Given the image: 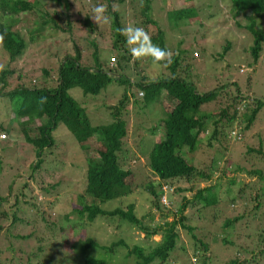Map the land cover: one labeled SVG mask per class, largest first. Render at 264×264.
<instances>
[{"label": "trees", "instance_id": "16d2710c", "mask_svg": "<svg viewBox=\"0 0 264 264\" xmlns=\"http://www.w3.org/2000/svg\"><path fill=\"white\" fill-rule=\"evenodd\" d=\"M97 1L105 2L106 17L113 30L109 49L113 60L116 59L114 66H107L99 58L97 40L102 31L90 21L88 8ZM152 1L88 0V7L84 9L80 2L75 13L77 17L72 18V6H78L79 0H0V49L5 56L3 70H0V101L4 102V115L8 117V123L0 121V131L10 135L14 123L22 144L28 145L33 154V161L25 169L20 167L17 149L11 153L13 158L5 156L9 162V178L0 191V238L6 240V245L4 249L0 248V263L1 254L5 252L13 254L11 259L14 255L23 256L18 261L10 259V264H110L106 258L88 253L95 248H102L108 254L122 248L127 258H133L134 264L176 263L180 228L192 241L193 263L199 260L200 264H264V136L257 131L255 143H248L244 138V132L253 127L264 100L241 94L235 76L229 72V63L224 65V79L209 89H205L207 84L200 88L202 84L196 81L197 74L192 68L196 64L195 56L201 57L204 48L202 45H198L201 51L193 48L191 42L183 45L182 40L171 46L165 37L166 29L151 11ZM187 1L172 10L174 28L201 24L195 21L197 16L192 0ZM229 2L233 15L244 16L243 27L251 36L247 50L250 61L238 67V71L243 69L238 73L242 74L246 69L251 72L264 43V31L258 20L264 15V0ZM120 6H129L138 12L140 18L135 27L144 28L152 44L171 52L170 63L167 60L153 63L151 58L130 63L132 57L126 37L120 34V29L125 26L116 10ZM79 11L81 15H78ZM27 14L33 15L36 30L50 28L71 41L70 50L62 45L54 47L55 44L53 50L52 46L46 47L45 54L54 58L55 67L41 66L34 77L19 66L28 47L25 39L11 29V24H6V20L14 15L20 18ZM75 23L84 29L78 42L73 34ZM195 38L202 42L203 33L192 37L198 44ZM79 41L86 45L83 47ZM228 49L226 43L217 56H223ZM213 60H217L216 57H212ZM141 61L148 71L140 68ZM126 68L127 74L123 72ZM132 69L134 74L129 75ZM14 74L17 82L11 86L9 79ZM109 84L120 89L112 104H106L101 93ZM72 88L80 90L82 100L70 94ZM132 90L141 98L142 103L134 102L141 109L147 104L160 103L165 96L162 115L151 130L160 128L161 136L146 155L153 179H147L140 188L148 202V210L140 216L134 212V201L124 203L121 200L112 208L102 207L134 191L130 188L135 172L127 165V159L136 160L137 156L130 152L125 140L127 105L134 101ZM45 97L46 101L41 103V98ZM98 98H101L99 106L108 111L109 119L94 125L85 109L88 101L84 99L94 101ZM59 125L75 139L83 154L85 168L81 192L74 195L70 192L69 195V199L73 195L75 201L71 206L72 213L82 219L76 221L69 212L64 213L61 216L64 225L52 211L54 203L38 200L31 194L30 187L32 181L41 193L54 194V200L60 191H68L64 188L71 177L61 171L64 164L57 157L59 145L53 135ZM206 133L207 141L201 144L199 138ZM235 134L239 136L238 140H232ZM89 143L94 146L90 148ZM221 143L223 151L231 143L234 151L224 159L220 156L221 162L216 161L213 151H207L204 155L207 160L202 165L193 156L187 157L199 147L208 149ZM0 149L5 150L4 147ZM8 160L18 164L14 170L15 165ZM215 172H219L217 177ZM44 177L52 180L45 182ZM199 181L206 184L195 185ZM234 183L236 189L231 187ZM170 195L178 201L175 203ZM164 196L166 204L161 201ZM155 212L160 218L158 222H154ZM51 214L57 221L55 218L50 220ZM168 216L169 221L166 220ZM96 218L107 219L116 230L125 227L140 232L145 239L159 235V241L148 249L129 246L123 237L105 245H98L90 238L71 242L69 247L55 241L64 234H73L74 230H84L85 225ZM22 229L26 231L22 232ZM62 240L68 242L65 238ZM212 245L228 254L227 259L220 260L221 256L210 249ZM55 246L59 247V252L55 251ZM178 248L185 251L182 245Z\"/></svg>", "mask_w": 264, "mask_h": 264}, {"label": "rangeland", "instance_id": "374dc122", "mask_svg": "<svg viewBox=\"0 0 264 264\" xmlns=\"http://www.w3.org/2000/svg\"><path fill=\"white\" fill-rule=\"evenodd\" d=\"M80 2L82 3V7L84 9L86 8V6L88 7V0H79L78 6L76 4L72 6V18H74V16L77 17L76 11L80 8ZM187 3V0H153L151 2V11L154 16L159 20L163 28L166 29L165 37L167 38V42L171 46H174L176 42L182 40L183 45H186L187 42H191V47L193 48L200 49V51L201 47L204 48L201 57H198V55L195 56L197 58L195 61L196 64L192 68V72H196L197 74L196 81L199 82V85L202 84V87L200 88H203V85L207 84L208 87H206L205 89H209L211 86H214L215 83L224 79V76H226V71H224V65L226 63H229V72L232 73L233 76H235L233 78L237 86L239 87L241 94L243 96L246 94H250L251 97L264 100V43L262 44V49L259 53L257 61L255 62V64H253V71L249 72V70L246 69L242 74L238 73V67H241V65L245 66V64L250 61V59H248L249 55L247 50L249 45L251 44V36L243 27L246 23L244 16L241 14L233 15V12L230 10L229 0H192L193 6L195 7L194 11L197 16L195 18V21L198 20L201 24L198 25L196 23H192L189 26H179L177 28H174L171 17L172 10ZM99 6H103L105 8V2L97 1L95 2V4L91 3L89 5L88 8L91 11L90 21L93 24L97 25L98 29L102 31V36L99 37L97 40L100 45L98 51L99 58L105 64H107V66H111L109 62L111 61L113 54L110 53L112 50L109 49V43L111 42V34L113 30L109 25L110 21H105L103 18L99 21L94 19V9ZM112 8H114V6H112ZM116 10L119 12L120 20L125 26L128 24L136 26V23L139 21L140 18L136 10L132 11L129 6H120ZM78 15H81V11H79ZM103 16H106L105 12L103 13ZM258 20L260 21L261 25H259L260 28H262V30L264 31V15L262 17V20L261 18H259ZM6 24H11V29L18 31L27 43L28 47L25 50V55L24 57H22L23 60L20 61L19 66L22 68L23 72L29 73L31 77H34L39 73V68L41 66L55 67V65L53 64L54 58L45 54L47 51H45L46 47L52 46L53 50L54 47L62 45L65 48H68L69 50L71 49V41H69L66 36H63L61 32L54 31L50 28H41L40 30H36L33 25V15L31 14H27L23 17L21 16L20 18L14 15L10 19L6 20ZM73 26L74 38L75 41L78 42V39L84 35V29L80 26L79 23H75ZM201 32L203 33V41L201 42L199 39L197 40V38H195L196 42L198 43L196 44L194 42L195 40H193L192 37L194 35L197 36L201 34ZM79 43L83 47L86 45L84 41H79ZM226 43L229 44L228 51H226L225 54L221 57L217 56V54L221 53V50L225 47ZM198 45L202 46L199 48ZM128 47L129 45L127 44V48ZM87 50H90V48H87ZM212 57H216L217 60L212 61ZM4 60L5 56L0 49V64H3ZM132 62L133 60L131 59L130 63ZM115 63L116 59L112 61V66H114ZM139 66L145 71H148L144 62L141 61ZM123 72L127 74L128 69L126 68V70H124ZM133 74L134 69H132V71H129V75ZM213 74L217 76H213ZM9 82L11 86L15 85V83L17 82L15 74L10 77ZM69 92L75 98L82 100L81 92L78 88H72ZM119 92L120 89L117 86L114 87V85L109 84L101 92L102 98L104 99L103 101L106 104L114 103L119 95ZM132 94L133 96L131 97V99H133L134 101L131 100L127 105L128 129L125 140L126 146L130 150V152H132L134 156H137L136 160L133 158L127 159V165L130 166L131 169L135 172V177L131 182L130 188V190L134 189V191H130V193H128L127 195L123 193L124 195H121L120 198L113 201L112 203L103 204L102 207L106 209L112 208L113 206L119 204L121 200L124 203L134 201V212L137 216H140L142 213L148 210V202L145 198L146 194L140 188L143 187L142 183L145 182L147 179H153V176L151 175L147 167L146 155L152 144L155 141H158L161 136L160 128H157L155 131L151 130H153L152 128L156 124L157 119H159V116L162 115V102L165 101V96H163L162 101L160 103L147 104L143 109H141L140 106L134 103H142L140 96H136V93L133 90ZM100 99L101 98H98L94 101L84 99L88 101L85 106V109L89 115L91 123L94 125L106 122L109 119L108 111L106 109L102 110V107L99 106V103H101ZM11 110L13 111L12 108ZM5 112L6 109L4 106V102L0 101V121L6 124L8 123V117L4 115ZM33 117L35 116L33 115L32 118ZM257 131L261 133V136H264V105L260 107L256 116V120L253 123V127L250 128V131L244 132V138L246 142L255 143V135ZM9 134L10 135L7 136L3 134L2 131H0V147L5 148V150L3 151H1L0 149V156L4 157L1 158L0 162V191L4 189V186L8 182L9 178V173L7 169L9 162H6L7 159H5V156L9 159L13 158L11 153L13 150L17 149L16 156L17 159L20 160L18 162H21V169H25L28 163L33 161L32 150L28 145L22 144L21 135L18 131L17 126L14 123L13 127H11ZM53 135L55 142L59 145L57 157L64 164L61 171L71 177L68 186L64 188L68 191L67 193H62L60 191L59 195H57V198H55L54 200V194L52 195L48 193H41L38 190V185L34 184L32 181H30V187L31 194L36 196L38 200H41L45 203H47L48 201L54 203L52 211L53 213H55V215H58L60 217L64 225L65 223L63 222L61 217L64 213L69 212L70 216L73 217V220L80 221L82 219L80 215L72 213L71 206L75 204V201L73 200V195L75 193L81 192L82 190V182H84L85 177V168L83 154L79 150L73 136L68 131H66V129L62 125H59L56 128ZM232 136H234L231 137L232 140H238L239 136L237 134ZM206 141L207 133L204 134L201 138H199V142L201 144H205ZM231 144H229L228 149L225 150L226 153L225 151H223V144L221 143L220 145H212V147L214 146L213 148L207 147L208 149L199 147L194 152L189 153L187 157L193 156L194 158H196L195 160H198L199 164L202 165V163L206 162L207 160L206 156H204L207 155V151H213L216 161L221 162L222 159L220 158V156L224 159L225 157H228L230 153L234 152L232 151L233 146ZM89 145L90 148L94 146L93 143H89ZM222 152H224V154L221 155ZM12 163L13 165H15L12 168V170H14L18 164L16 162ZM218 173L219 172H215L214 176L217 177ZM43 180L46 182L51 181L52 179L50 177H44ZM180 184L184 185L182 183ZM204 184L206 183L201 181L195 183V185L197 186H202ZM236 186V183L231 184V187L233 189H236ZM70 192H73V195L69 199V195L71 194ZM166 196H169V192H166ZM170 197L174 199L175 203L178 201L177 197H173V195H170ZM162 203H167V198L165 196L164 201H162ZM150 211H152V209H150ZM55 215L51 214V221H53L54 218L57 221ZM166 220L169 221L170 216H168ZM158 221H160V218L159 215L155 212L154 222ZM28 222L31 223L32 218ZM25 231L26 229H22V232ZM178 232L179 237L177 240L176 256H178L179 259L176 263L173 262L169 264H200L199 260H197L196 263H193L194 257L192 255V248H190V245L192 243L190 238L185 235V232L182 229L178 228ZM56 235H58L57 232ZM226 235L228 236L229 234ZM44 236L46 237V235ZM118 237H123V239L127 242L129 246L138 245L143 246L145 249L150 248L154 243L158 242L160 238L159 235H154L148 239H145L142 233L127 229L125 227H123L121 230H116L114 229V225L107 222V219L96 218L92 223L85 225L84 230H74V233L69 236H67V234H64L63 238L68 241L67 243H64V241L62 240L63 238L58 239V237L55 241H57L58 243L60 241L64 246L69 247V244L71 242H83L84 238H90L95 241L98 245H105L108 244L110 240L115 241ZM5 245L6 240L1 237L0 248L4 249ZM180 245L184 246L185 251H182V248H178V246ZM21 247L23 249H26L24 244H21ZM54 249H56L55 251H60L59 247L57 246H55ZM210 249L214 251L217 255L221 256L219 257L220 260L227 259L228 254L224 253L219 246L212 245ZM58 252H56V256L58 255ZM88 253L95 257L106 258L110 264H134L133 258H127L125 256V250L122 248L115 250V252L112 254H108L102 248H95L89 250ZM12 255V253L7 254L3 252L1 254L2 262L0 264H10V259ZM20 258L23 259V256L14 255V258H12L11 261H18L20 260Z\"/></svg>", "mask_w": 264, "mask_h": 264}, {"label": "clouds", "instance_id": "9594fccd", "mask_svg": "<svg viewBox=\"0 0 264 264\" xmlns=\"http://www.w3.org/2000/svg\"><path fill=\"white\" fill-rule=\"evenodd\" d=\"M106 9L103 6H99L94 9V19L99 21L104 19L107 21V17L103 16ZM120 34L126 37L127 44L129 45V53L133 59L140 60L145 58H151L153 63L167 60L170 63L171 52L159 48L152 44L151 37L142 27H135L128 24L120 29ZM2 39V37H0ZM3 65L0 64V70H3ZM46 101L45 98H41V103Z\"/></svg>", "mask_w": 264, "mask_h": 264}, {"label": "built area", "instance_id": "2783aa9c", "mask_svg": "<svg viewBox=\"0 0 264 264\" xmlns=\"http://www.w3.org/2000/svg\"><path fill=\"white\" fill-rule=\"evenodd\" d=\"M112 61H113V58H111V61L109 63L112 64ZM239 71L242 72L243 69H240ZM138 94L140 95L141 93H138ZM161 201H164V197L161 198Z\"/></svg>", "mask_w": 264, "mask_h": 264}]
</instances>
